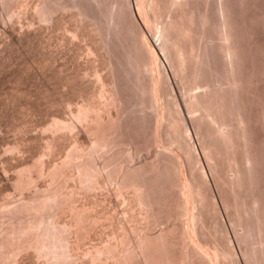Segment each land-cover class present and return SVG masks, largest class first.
Wrapping results in <instances>:
<instances>
[{
  "label": "rangeland",
  "instance_id": "rangeland-1",
  "mask_svg": "<svg viewBox=\"0 0 264 264\" xmlns=\"http://www.w3.org/2000/svg\"><path fill=\"white\" fill-rule=\"evenodd\" d=\"M54 1L55 6L57 7L59 5L58 8H61L56 9L54 6L56 12L53 10L54 12L51 14H54L52 16L50 14L48 16L49 18H47L51 21L45 19L47 20L46 22L45 20H40L39 14L37 13V10L40 11V9H36L39 6L42 7L44 4L42 0H0V264H54L55 262V264H59L58 262L61 260H67V262L65 261L67 264H111L113 259L109 257L107 252L109 246H116L115 249L117 251L118 249L119 251L128 249L131 246L135 247V239L139 235L138 233L150 232L151 234H156L160 230L168 229L167 227H170V224L179 226L180 223L184 225L188 221V215L184 212L183 215V213L178 211V208L176 209V206L174 208V205H172L176 201L175 198L179 196L176 194L175 196L173 195L175 190L178 191V188L175 189L173 182L176 184V177L178 175L181 176V173L188 177L194 176V179H197H195V183L197 187L199 186V191L204 197H202L203 200H200L198 204L200 207L195 208L202 212L201 217L203 220L200 218L203 225L200 227L202 231L198 230L201 233L197 236V239L199 237L201 239H199L201 245L203 247L206 245L207 248L213 249H219L218 245L221 246V244L225 245L223 247L230 245L235 257V262L231 264H264V0H151L152 2L148 0L149 2L146 1V3L139 0L141 2L140 5H145V8L144 5L140 8L143 11V13L142 11L140 13L143 19L133 11L135 8L140 7L138 0H111L112 2L108 0L111 3L108 2L110 5L105 0L106 2L104 4L107 7H103L104 5L102 3L104 0H99L103 6L98 5L99 2L97 0H93L94 3L92 2L91 4L89 0H61L63 6H61L58 0L57 2L56 0ZM154 1L157 3H153ZM49 2L51 3L50 5H54L52 4L53 1L51 2L50 0ZM119 2H125L123 6L129 10L132 9L133 14H136L137 17H135V20L137 23H135L137 27H135L143 31H140L143 33V39L147 38L150 41H148V45L147 39L145 40L147 47L149 49L152 48L154 52L150 49L151 53L157 56L155 59L156 62L154 61L155 63L153 62L154 64H151V66L154 65L153 71L151 66H149L151 69L146 68L150 69L152 73L146 69L142 73L143 69H141L140 76L134 74L136 71L132 70L131 72L132 67L126 62L127 58L123 47L131 41L130 38L132 36L129 34L131 36L129 38L124 29L125 32L121 30V27L118 28L120 24L114 29L113 24L116 23L117 25V22H115L114 18L112 20L109 18L110 21L107 20L108 13H105L106 16L104 14V11L107 12V8L114 12ZM81 6L82 8L80 9ZM127 6L132 8L130 9ZM111 7H114V11L111 10ZM151 7L154 9L152 10ZM77 11L80 13L86 11V13L84 12V16L82 15L80 17V13L77 14ZM112 12H110L111 15ZM105 17L107 19H104ZM150 17L156 19L152 20ZM144 18L147 21H144ZM101 19L104 20L101 21ZM106 20L109 23L113 21L112 24L110 23L113 31L111 30L110 32L109 27L111 26L108 25L109 23ZM155 20L157 21L155 22ZM164 25L165 29L169 26L167 28L168 30L166 29L165 31ZM99 28L101 31H99ZM114 30L118 31L114 33ZM118 32L120 34H116ZM161 32H168L170 39L165 37V34ZM126 38L129 39V42H127L128 40ZM124 41L127 44H122L125 43ZM172 54H175L174 59ZM172 60L178 64H182H177L174 67L176 63L174 61L172 62ZM158 73L160 79L163 77L164 80L168 81L161 80L162 84L163 82L168 83L165 86L163 84L164 87L167 86V90L162 87L164 89L159 93L161 101L157 98L155 103L158 105H152L150 104V100H148V93L146 94V92L142 91L144 95L140 92L141 88L139 89V87L147 85L150 82V76L158 75ZM135 75L139 77L137 78ZM141 75L142 78H140ZM136 78L138 80L139 78L141 79L139 81L140 83ZM144 81L145 83L143 84ZM209 85L210 88L207 89ZM103 86L104 89H102ZM203 86H207L205 87L206 89ZM114 89L116 93H114ZM190 89L189 97L188 92ZM107 90L109 91L107 92ZM111 90L120 99L119 103L117 101L118 99H116V105H121L120 108L123 109L121 110L123 118L120 117L122 122L119 121L118 132H116L115 136L120 132L119 130L122 133L120 132L118 135V138L120 136L119 140L115 138L116 142L113 139L111 141L112 143L109 142L111 144L103 147L106 148L105 150L102 148V151L91 146L90 133L86 129L91 124L88 121L89 124L86 121L80 123L82 120L79 121L77 119L78 122H75V126L73 125L75 129L72 128L73 130L71 129L69 131L68 128H65L66 130L64 129L63 131V128H59L58 131L54 130L56 129L54 126L52 128L50 127L52 124L54 125V121L60 120L63 122L72 120L74 124L75 118L73 120V113H75L78 106L85 102H92L90 104H98L100 107L101 105L105 107L107 101L105 99L110 96L108 93ZM206 90L209 92H206ZM167 91H169V96H172V98H169L172 101H168L172 102L170 109L167 107L168 103L167 105H163L166 100L165 98L169 97L167 94L165 95ZM139 92L144 96L140 95ZM101 93H103V96L99 95ZM113 93L111 92L110 94L113 95ZM161 93H164L163 95L165 96ZM182 93L186 94L183 95ZM194 93L202 94L197 95L199 97L198 99ZM193 94L199 101L196 98H194L196 100L192 98L194 97ZM218 94L219 96H217ZM184 96L188 97L185 98ZM169 99L167 98V100ZM195 101H198L197 106L199 109ZM174 102L176 103L173 104ZM160 106L162 107L161 110L159 108ZM109 107V110L103 108L102 113L105 114L107 111L111 112V109V113H114L117 110L114 109L116 107ZM157 108L162 113L165 111V113H161L163 115H161L163 117L162 120L161 116L160 119L158 118L160 113H157ZM172 108L177 113L175 114L172 111L175 114L174 118H172V115L168 122L169 118L166 117ZM104 110L105 113L103 112ZM209 110L211 116H209ZM152 112H156L155 114L157 116ZM239 115L240 117H237ZM213 118L217 120L215 121ZM219 119L227 122L223 121L225 122V124L223 123L224 126L222 128L220 127L219 130L217 129L225 138L217 133L216 130H213L221 126L219 125V121H221ZM161 121H163L162 124L159 123ZM181 121L184 122L182 123ZM240 121H242V124L238 125ZM157 122L161 125L159 126L160 128L162 127V130H158ZM236 122H238L237 125ZM120 123L122 124L120 125ZM220 124L222 123L220 122ZM226 124H230L227 126L229 129H226ZM185 127L189 129L187 130ZM124 130L125 132H123ZM226 130V133L229 130L230 134L224 133ZM125 136L126 138H124ZM156 137H160L162 140L156 139ZM154 138L155 143L152 141ZM91 149L94 150L91 151ZM159 149L161 152L164 151V153L159 154ZM155 153L163 160L165 158H162V155L163 157L168 155L169 158L166 157L167 159L165 161L170 160L168 164L170 163L171 165L173 163L177 171L172 168L173 166H170L171 170L174 169V171L172 170L169 173V175L171 174L170 176L165 174L166 177L164 174L158 171L156 173V171L151 169L150 166L152 165L150 163L152 162L150 161H154ZM246 155H251V164H246ZM86 159L91 160V162L94 161L95 163H93L100 169L98 172L100 175L97 174L96 176L97 181L100 179L97 184L98 186H95L96 188L89 187L86 182L84 184L83 180L81 178L79 179L80 173L78 170H75L76 167L74 168L73 164L80 163V161L86 162ZM110 159H112V163L109 162ZM37 161L38 163H35ZM120 165L121 167L123 165L120 169L127 167V165L128 168L130 166L141 167L143 173L139 175L138 181L144 185L146 184L143 187L145 190L144 203L140 204L137 201L136 197H134L133 188L131 187H125L119 193L120 191L117 188V179L119 177L116 178L115 174L112 176L115 179H111L112 177L108 178L115 171L118 174L117 170L119 169H114V167L119 168ZM61 166H64V169ZM58 167L59 169H63H60L61 172L59 171L62 173L60 174L62 177L60 175L57 176V172L55 175L50 174L53 169L58 171V169H55ZM227 171L231 177L228 173V175L226 174ZM235 172L238 175L240 174L241 177H238L237 173L234 174ZM18 174L19 176H17ZM222 174L226 176L229 184L233 181H231V178H235V175H237L232 182L233 185L227 186L225 183L223 184V181L219 178ZM52 177L57 178L55 180ZM219 180L222 181V184ZM170 186L171 188L174 187V189H170L169 191ZM51 188H58L60 192L63 191L67 194L66 197L62 192L64 199L62 201L60 199L58 202L61 206H57L56 204L55 206L52 203L50 205L45 204L36 211L27 209L26 204L32 202L33 199L38 203V200H41V197L43 198ZM228 188L231 189L229 190ZM146 191L148 192L146 193ZM176 193L178 194L179 192ZM153 198L156 201H153ZM253 200H256V205L255 203H251ZM73 205L75 207L77 206L76 208L80 207L81 209L79 208L78 211L81 210L80 212L82 214L85 211V216H97L96 222L94 221L95 224H91L90 221V224H87L91 228L86 225L88 222L86 221V217V222H83L84 217L81 216V221L83 218L82 223L76 215L73 216V209L71 208L74 207ZM175 209L182 215L178 216ZM243 211H246V213ZM73 217H75V220ZM41 219L45 223L42 224L39 222ZM31 220L32 224L33 221L41 223V227L47 225L50 228V232L55 233L54 235L57 236L55 238L57 242H53L55 236L52 234L53 240L51 242L54 244L51 243V247H49L52 249V253L49 251L50 253L48 255L40 254L35 248L29 246H23L19 252L11 253V249H13L11 245L14 241L16 242V238L12 242L11 238L9 239L10 236H13L11 230H16L19 225H28L31 223ZM75 221L81 223V226L77 222L76 226ZM238 221H242L241 223L244 227H238L236 225ZM20 222H24L23 225ZM69 224H72L73 228ZM51 228L53 229L51 230ZM146 228L148 229L146 230ZM61 231L64 232L61 233ZM245 231H250L252 239L250 237L246 239V236L243 235ZM171 236L174 235L172 234ZM26 237L23 236L22 239L24 238L23 240H25ZM173 239L178 242V236ZM8 240H10V243H7ZM20 241L18 242L17 240L18 243H23ZM177 242L175 244L177 245L175 246L176 249L173 245L172 248L174 250H172L173 252L176 251L175 254L178 253V256L174 255L179 257L182 250L179 253L178 248H181V246ZM14 245L16 243L13 244V247ZM95 250H101L102 253L100 254V251V255L96 254ZM9 251H11L10 255ZM59 252L64 253V255ZM63 256H66L65 259ZM64 261H61L62 264H66ZM183 262L179 261V263H176L185 264ZM140 263L144 264L142 261Z\"/></svg>",
  "mask_w": 264,
  "mask_h": 264
},
{
  "label": "bare ground",
  "instance_id": "bare-ground-1",
  "mask_svg": "<svg viewBox=\"0 0 264 264\" xmlns=\"http://www.w3.org/2000/svg\"><path fill=\"white\" fill-rule=\"evenodd\" d=\"M9 1V0H8ZM42 1H44L42 4V7L41 6H39V4H38V6H39V8H36V9H40V11L39 10H37V13L39 14V18H40V20H45V19H47V18H49L48 16L52 13V12H54L55 10H54V6H55V1L54 0H51V2L53 1V3L52 4H54V5H50L51 3L49 2L50 0H42ZM89 1H91V2H89ZM89 1H87V2H89L90 4L93 2L94 3V1L93 0H89ZM98 2H99V0H97ZM100 1H103V0H100ZM111 1V0H110ZM113 1V0H112ZM111 1V2H112ZM117 1V0H116ZM119 1H121V0H119ZM139 1V0H138ZM141 1V0H140ZM139 1V2H140ZM146 1H148V0H142L141 2H143V3H146ZM153 1V0H152ZM151 0H150V2H152ZM158 1V0H157ZM164 1V0H163ZM220 1V0H219ZM40 2V1H39ZM49 2V3H48ZM56 2H57V0H56ZM58 2H60V4H61V0H58ZM63 2V1H62ZM74 2H76V1H74ZM104 2H106L105 0L103 1V5L99 2V4L98 5H101V6H103V7H107V6H105V4H104ZM109 1L107 0V3H108ZM115 2V1H114ZM113 2V3H114ZM141 2L139 3V6L140 7H137V8H135L133 11H134V13L136 12L137 13V15H139L140 16V13H141V11H142V9H140L141 8V6L142 5H144V4H142V5H140L141 4ZM149 2V1H148ZM110 3V2H109ZM108 3V4H109ZM112 3V4H113ZM123 3H125V2H123ZM123 3H120L119 2V4L117 5V3H116V7H115V5H114V7L116 8L115 9V11L113 10L114 9V7L112 8L111 7V10H113L114 12H112V11H110V10H108V8L106 9L107 10V12H105L104 11V14L106 13H108L109 14V17H108V14H107V18L105 17L104 19H107V20H109L110 21V19L109 18H111V20H112V18H114L115 19V22H117V25H116V23H114L113 24V27H115L114 29H116V26H119V24H120V26L118 27V28H122L121 30H125L126 31V33L128 34V37L130 38L131 36H132V38H130L131 39V41L129 42V39L128 38H126L128 41L127 42H129L128 44H127V42H125V43H122V44H127V45H123L122 47L124 48V53H126V58H127V61L126 62H128V65L130 64V66L132 67V69H131V67H130V69H131V72H132V70H135L136 72H139V73H136L135 71V73L134 74H138L139 76H140V74H141V69H143L142 70V73H144V69H146L147 67L148 68H150L151 69V67H152V71H153V68H154V65H152L151 66V64H154L155 62H156V55L154 54H152L151 53V51H150V49L152 50V52H154L153 51V49L152 48H148L147 47V43H148V39L146 40L145 38L143 39V36H142V34L143 33H141V32H143L142 30H140V29H137L136 27V20H135V17H137L136 16V14H133V11H132V7H130V6H127V7H130V9L131 10H129L128 8H125V6H123L124 4ZM127 3L129 4V2L127 1ZM153 3H157V2H153ZM167 3V2H166ZM213 3H214V1H213ZM49 4V5H48ZM56 4H58V3H56ZM78 4V3H77ZM82 4V3H81ZM108 4H106V5H108ZM111 4V3H110ZM109 4V5H110ZM149 4H151V3H149ZM155 4H154V7H155ZM74 5H75V3H74ZM95 5H97V4H95ZM131 5V4H130ZM136 5V4H135ZM159 5V4H158ZM163 5H164V3H163ZM212 5V4H211ZM214 5V4H213ZM59 6V5H58ZM58 6L56 7V9L58 8ZM61 6H63L62 4H61ZM76 6V5H75ZM78 6V5H77ZM84 6V5H83ZM91 6V5H90ZM94 6V5H93ZM137 6H138V4H137ZM152 6H153V4H152ZM162 6V5H161ZM160 6V7H161ZM167 6V5H166ZM41 7V8H40ZM95 7V6H94ZM100 7V6H99ZM143 7V6H142ZM159 7V6H158ZM61 7H59L58 9H60ZM79 8V7H78ZM82 8V6L80 7V9ZM89 8V7H88ZM93 8V7H92ZM101 8V7H100ZM110 8V7H109ZM144 8H145V5H144ZM219 8V7H218ZM64 9V8H63ZM75 9V8H74ZM151 9H152V7H151ZM154 9V8H153ZM152 9V10H153ZM160 9H162V8H160ZM163 9H164V7H163ZM214 9V8H213ZM222 9H223V7H222ZM54 10V11H53ZM66 10V9H65ZM84 10H86V9H84ZM96 10V9H95ZM158 10H159V8H158ZM58 11V10H57ZM80 12H81V10H79ZM150 11V10H149ZM56 12V11H55ZM78 12V11H77ZM80 12H78L77 14H79ZM85 13H86V11H84ZM84 12H82V13H80L79 15H80V17L84 14ZM98 12V11H97ZM110 12H112V15H111V13ZM160 12V11H159ZM216 12V11H215ZM142 13H143V11H142ZM146 13V12H145ZM144 13V14H145ZM153 13V12H152ZM54 14V13H53ZM53 14H51V16L53 15ZM76 14V15H77ZM100 14V13H99ZM104 14H103V16H104ZM106 14H105V16H106ZM156 14V13H155ZM162 14V13H161ZM73 15V14H72ZM88 15V14H87ZM135 15V16H134ZM147 15V14H146ZM153 15V14H152ZM158 16H159V14H157ZM84 16V15H83ZM156 16V15H155ZM155 16H152V17H155ZM38 17V16H37ZM42 17V18H41ZM85 17H86V15H85ZM85 17H83V18H85ZM142 19H143V17H142V14H141V16H140ZM140 17H138V18H140ZM147 17V16H146ZM149 17V16H148ZM151 18V17H150ZM149 18V19H150ZM52 19V18H51ZM78 19V18H77ZM104 19H101V21L102 20H104ZM114 19H113V21H114ZM152 19V18H151ZM153 19H156V18H153ZM152 19V20H153ZM160 19V18H159ZM47 20H50V19H47ZM47 20H45L46 22H47ZM62 20V19H61ZM80 20V19H79ZM78 20V21H79ZM83 20V19H82ZM89 20H91L90 18H89ZM106 20V21H107ZM117 20V21H116ZM146 19L144 18V21H145ZM157 20H158V18H157ZM157 20H155V22L157 21ZM51 21V20H50ZM77 21V22H78ZM100 21V22H101ZM109 21H107L108 23H109ZM112 21V22H113ZM147 21V20H146ZM149 21V20H148ZM159 21V20H158ZM91 22V21H90ZM99 22V23H100ZM112 22H110L111 24H112ZM136 22V23H135ZM108 24V25H110L111 26V24ZM158 23V22H157ZM162 24H164L163 22H161ZM105 24V23H104ZM103 24V25H104ZM146 24H148V23H146ZM146 24H144V25H146ZM167 24V23H166ZM58 25V24H57ZM92 25V24H91ZM97 25V24H96ZM154 25V24H153ZM136 26V27H135ZM138 26H140V25H138ZM156 26V25H155ZM109 27V26H108ZM113 27L111 26V27H109L110 28V32H111V30L113 31ZM154 27V26H153ZM162 27V26H161ZM164 27V29H165V25L163 26ZM169 27V26H168ZM167 27V28H168ZM112 28V29H111ZM140 28V27H139ZM166 28V29H167ZM100 29V28H99ZM142 29V28H141ZM149 29H151V27H149ZM158 29H159V31H160V28H159V26H158ZM162 29V28H161ZM166 29H165V31H166ZM170 29V28H169ZM120 30V29H119ZM123 30V31H124ZM157 30V29H156ZM168 30V29H167ZM99 31H101V29L99 30ZM115 31H118V30H114V33H115ZM124 31V32H125ZM141 31V32H140ZM148 31V30H147ZM163 31V30H162ZM119 32H121V31H119ZM116 33V34H120V33ZM151 32V31H150ZM168 32H170V31H168ZM168 32H166V33H164V32H161V33H163V34H165L164 36L165 37H167V38H169L168 36H169V34H168ZM101 34V33H100ZM108 34V33H107ZM123 34V33H122ZM121 34V35H122ZM127 34H125L126 36H127ZM129 34L131 35V36H129ZM162 34V35H163ZM124 35V34H123ZM145 35V34H144ZM156 35V34H155ZM158 35V34H157ZM78 38V37H77ZM76 38V39H77ZM122 38V37H121ZM161 38V37H160ZM163 38V37H162ZM170 39V38H169ZM125 40V39H124ZM145 40L147 41V43L145 42ZM162 40V39H161ZM121 41V40H120ZM157 41V40H156ZM159 41V40H158ZM150 42V41H149ZM161 42V41H160ZM165 42V41H164ZM167 42V41H166ZM175 43V42H174ZM173 43V44H174ZM121 44V45H122ZM152 44V43H151ZM163 44H165V43H163ZM172 44V43H171ZM214 44V43H213ZM148 45H149V43H148ZM157 45V44H156ZM161 45H162V43H161ZM170 45V44H169ZM219 45V44H218ZM162 47V46H161ZM208 47V46H207ZM167 48V47H166ZM160 49V48H159ZM164 50V49H163ZM171 50V49H170ZM168 51V50H167ZM169 52V51H168ZM180 52V51H179ZM120 53H121V51H120ZM123 53V54H124ZM171 53V52H170ZM175 53V52H174ZM181 54H182V52H180ZM175 55V54H174ZM173 54H172V57L174 56ZM178 55V54H177ZM200 55V54H199ZM198 55V56H199ZM121 56V55H120ZM169 56V55H168ZM171 57V58H172ZM177 57V56H176ZM188 57V56H187ZM203 57V56H202ZM126 58H124V59H126ZM168 58V57H167ZM175 58V56L173 57V59ZM198 58V57H197ZM204 58V57H203ZM170 59V58H169ZM168 59V60H169ZM177 59H179V58H177ZM177 59H176V61H177ZM155 61V62H154ZM171 61V60H170ZM174 60H172V62H173ZM179 61H180V59H179ZM179 61H177V62H179ZM182 61V60H181ZM109 62V61H108ZM154 62V63H153ZM164 62V61H163ZM175 62V61H174ZM202 62V61H201ZM122 63H123V61H122ZM176 63V62H175ZM173 64V63H172ZM178 63H176L175 64V66L174 67H176V65H177ZM182 64V63H181ZM181 64H178V65H181ZM200 64V63H199ZM170 65V64H169ZM201 65V64H200ZM109 66V65H108ZM149 66H151V67H149ZM160 66V65H159ZM172 66V65H171ZM178 67V66H177ZM184 68V67H183ZM150 69H146V70H148V71H150ZM155 69H156V66H155ZM172 69V68H171ZM179 69V68H178ZM159 70V69H158ZM173 70V69H172ZM180 71V70H179ZM178 71V72H179ZM188 71V70H187ZM192 71V70H191ZM196 71H198V70H196ZM151 72V71H150ZM182 72V71H181ZM147 74H148V72H146ZM152 73V72H151ZM155 73V72H154ZM198 73H200V72H198ZM130 74H132V73H130ZM129 74V75H130ZM150 74V73H149ZM183 74H185V73H183ZM200 74H202V73H200ZM157 75V74H156ZM155 75V76H156ZM192 75V74H191ZM137 78L139 77V76H137V75H135ZM134 76V77H135ZM146 76V75H145ZM155 76H153L152 75V77L150 76V82H148L147 83V85H145V86H143L142 84V86H140L139 87V85H137L138 87H139V89L141 90H139L138 88V91H140V92H146V94L147 95H149V99L148 100H150V104H157V103H155V101H156V99L158 98L159 100H160V95H159V93H160V91L161 90H163L164 88H165V90H167L166 88H167V86L166 87H164L166 84H168V83H166V82H168V81H166V80H164L163 79V77H162V79H160L159 77V73H158V75H157V77H155ZM159 76V77H158ZM190 76V75H189ZM188 76V77H189ZM187 77V76H186ZM190 77H192V76H190ZM195 77H197V76H195ZM217 77V76H216ZM136 78V79H137ZM140 78H142V75H141V77ZM139 78V80L137 79V81L139 82L141 79ZM200 78V77H199ZM132 79H134V78H132ZM166 79V78H165ZM98 80H99V78H98ZM106 80V79H105ZM144 80V79H143ZM161 80H164V81H166L165 83L163 82V84H164V86H163V84L161 83ZM190 80L191 81H193L191 78H190ZM102 81V80H101ZM133 81V80H132ZM189 81V80H188ZM200 81H201V79H200ZM199 81V82H200ZM186 82V81H185ZM137 83V82H136ZM140 83V82H139ZM145 83V81L143 82V84ZM150 83V84H149ZM189 83V82H188ZM101 84H102V82H101ZM106 84V83H105ZM109 84V83H108ZM135 84V83H134ZM138 84V83H137ZM161 84H162V86H161ZM216 84V83H215ZM102 85H104V84H102ZM187 85H189V84H187ZM208 85V84H207ZM105 86H107V85H105ZM129 86V85H128ZM136 86V87H137ZM201 86V85H200ZM218 86V85H217ZM162 87H164V88H162ZM191 87V86H190ZM196 87V86H195ZM195 87H194V90H195ZM205 87H207V86H205ZM204 86H203V88L204 89H206ZM143 88V89H142ZM170 88V87H169ZM168 88V89H169ZM193 88V87H192ZM191 88V89H192ZM198 88H199V86H198ZM208 88H210V85L207 87V89ZM100 89V88H99ZM102 89H104V86L102 87ZM109 89V88H108ZM112 89V88H111ZM136 89V90H137ZM191 89L189 90V92H188V96L190 95L189 93H190V91H191ZM197 89V88H196ZM221 89V88H220ZM110 90V89H109ZM109 90H107V92L109 91ZM113 90V89H112ZM111 90V92L113 93V91ZM215 90V89H214ZM217 90V89H216ZM100 91V90H99ZM114 91H115V89H114ZM208 90H206V92H207ZM211 91V90H210ZM220 91V90H219ZM104 92H105V90H104ZM106 92V93H107ZM111 92H109L108 94L110 95V96H108V98H106L105 100H107L106 101V106H107V104H108V106L106 107H102V105H101V107L100 106H98V104H90V103H92V102H85V103H87V104H85V103H83L82 105H80V106H78L77 108H76V111H75V113H73L74 114V116H73V120H74V118H75V121H74V124L72 123L73 121L72 120H70V121H67V122H63L62 120H60V121H62V122H60V121H54L55 123H54V125L52 124L50 127L52 128V126H54V128H56V129H54V130H58L59 131V128H63L62 129V131L65 129V128H68V131L69 130H71L72 128H74L73 127V125L75 126V122H78V120L80 121V120H82V121H80V123H82V122H85L86 121V123L87 124H89L88 122H90L91 124H89V126L87 125V124H85L86 126H88V128L86 127V129H88L87 130V132H89L91 135H92V137H90L91 135L89 134V138H91V143H92V145L91 146H94L95 148H98V149H101L102 150V148L103 147H106V146H108L109 144H111L112 142L111 141H113V139L115 140V138H118V135L120 134V132L122 133V131L121 130H119L120 132L117 134V136H115L116 135V132H118L117 131V129H118V125H119V121L120 122H122L121 120H120V117H122L123 115H122V112H121V110H123V109H121L120 107H121V105L120 106H118V104L116 105V102L118 101V103L120 102L119 100L120 99H118V96H116L114 93H116V91L113 93V95L112 94H110ZM139 92V93H140ZM142 92V93H143ZM168 92L169 91H167V93L165 92V95L167 94V96H169V94H168ZM201 92V91H200ZM203 92H204V90H203ZM202 92V93H203ZM205 92V93H206ZM209 92V91H208ZM100 93V92H99ZM202 93H198V94H202ZM144 94V93H143ZM162 95L164 94V93H161ZM183 94V93H182ZM184 94H186V93H184ZM183 94V95H184ZM195 94V93H194ZM194 94H193V96H194ZM197 93L195 94V96H197L198 95ZM99 95H101V96H103V93H101V94H99ZM105 95V94H104ZM107 95V94H106ZM117 97H115V96ZM140 95H142L141 93H140ZM145 95V94H144ZM144 95H142V96H144ZM146 95V96H147ZM165 95H163V96H165ZM208 95V94H207ZM160 96V97H159ZM166 96V97H167ZM188 96H186V97H188ZM192 97L193 99L194 98H196V97ZM199 96V95H198ZM197 96V98L199 99V97ZM216 96V95H215ZM217 96H219V94L217 95ZM107 97V96H106ZM122 97V96H121ZM139 97V96H138ZM185 97V96H184ZM185 97V98H186ZM190 97V96H189ZM201 97V96H200ZM221 97H222V95H221ZM105 98V97H104ZM120 98V97H119ZM165 98V97H164ZM168 99L169 98H172V96L170 97H167ZM167 98H165L164 100H165V103H163V105L164 104H166L167 105V103H168V105H167V107H168V109H170L171 107H172V102H168V101H172V100H167ZM196 98V99H197ZM203 98V97H202ZM116 99H118L117 101H116ZM175 99V98H174ZM196 99H194V100H196ZM197 99V100H198ZM222 99V98H221ZM147 100V102L149 103V101ZM163 100V101H164ZM193 100V101H194ZM104 101V100H103ZM161 101V100H160ZM167 101V102H166ZM186 101V100H185ZM190 101H192V100H190ZM199 101V100H198ZM198 101H195V102H197V104H196V106L198 105ZM145 102V101H144ZM153 102V103H152ZM140 103V102H139ZM162 103V102H161ZM171 105H170V104ZM176 102H174L173 104H175ZM178 103V102H177ZM194 103V102H193ZM192 103V104H193ZM219 103V102H218ZM102 104V103H101ZM110 104H112V105H110ZM149 104V106H152V105H150ZM203 104V103H202ZM144 105V104H143ZM158 105V104H157ZM163 105H161L162 107H163ZM166 105H165V107H166ZM177 105V104H176ZM195 105V104H194ZM207 105H208V103H207ZM220 105V104H219ZM104 106V105H103ZM109 106H111V107H116V108H114V109H117V110H115V112L114 113H111L112 112V109L110 110L111 112H109V111H107L106 113H105V108H107L108 109V107ZM117 106L119 107V111H118V108H117ZM145 106V105H144ZM143 106V107H144ZM159 107L160 108V110L162 109V107ZM171 106V107H170ZM191 106V105H190ZM193 106V105H192ZM141 107V106H140ZM166 107V108H167ZM103 108L105 109L103 112L105 113V114H103L102 113V110H103ZM110 108V107H109ZM189 108V107H188ZM191 108V107H190ZM197 108H198V106H197ZM196 108V109H197ZM152 109H154L153 108V106H152ZM173 109V110H172ZM171 110H169V111H174V113L176 114L177 112L174 110V108H172ZM194 109V108H193ZM199 109V108H198ZM210 109V108H209ZM109 110V109H108ZM157 113L159 112L160 113V115H158V118L160 119V116L163 114V113H165V111L162 113V112H160L159 111V109L157 108ZM211 110V109H210ZM210 110H209V113H210ZM241 110V109H240ZM153 111V110H152ZM178 111V110H177ZM196 111H199V110H196ZM201 111V110H200ZM204 111V110H203ZM244 111V110H243ZM119 112H120V114H119ZM169 112V114L167 115V117L166 118H169L168 119V122L170 121V118H171V116L173 115V117L172 118H174V113L172 112ZM182 112V111H181ZM194 112V111H193ZM193 112H192V114H193ZM148 113V112H147ZM152 113H154V112H152ZM156 113V112H155ZM154 113V114H155ZM162 113V114H161ZM190 113V112H189ZM196 113V112H195ZM213 113V112H212ZM215 113V112H214ZM222 113V112H221ZM240 113V112H239ZM144 114V113H143ZM171 114V115H170ZM191 114V115H192ZM207 114V113H206ZM241 114V113H240ZM121 115V116H120ZM142 115V114H141ZM156 115V114H155ZM180 115V114H179ZM214 115V114H213ZM216 115V114H215ZM125 116V115H124ZM157 116V115H156ZM163 116V115H162ZM161 116V120L163 119V117ZM165 116H166V114H165ZM170 116V117H169ZM178 116V115H177ZM181 116V115H180ZM193 116V115H192ZM194 116H195V114H194ZM198 116H200V115H198ZM208 116V115H207ZM209 116H211V113H210V115ZM222 116V115H221ZM220 116V117H221ZM225 116V115H224ZM242 116V115H241ZM153 117H155V116H153ZM237 117H240V115L239 116H237ZM123 118V117H122ZM121 118V119H122ZM145 118V117H144ZM155 118H157V117H155ZM154 118V120L156 121V119ZM175 118H176V116H175ZM182 118V117H181ZM185 118V117H184ZM78 119V120H77ZM126 119H127V117H126ZM129 119V118H128ZM142 119V118H141ZM158 119V120H159ZM180 119V118H179ZM183 119V118H182ZM181 119V120H182ZM186 119V118H185ZM209 119V118H208ZM242 119H243V117H242ZM58 120V119H57ZM153 120V121H154ZM166 120V119H165ZM172 120V119H171ZM176 120V119H175ZM199 120V119H198ZM211 120V119H210ZM213 120H217L216 118L214 119L213 118ZM213 120H211V121H213ZM219 120H221V121H219V125H221V126H219L218 128L216 127V129H213V127H212V129L213 130H216L217 131V129L219 130V128L221 127L222 128V126H224V124H225V120H222V119H219ZM239 120H241L240 118H239ZM245 120V119H244ZM65 121V120H64ZM88 121V122H87ZM126 121V120H125ZM141 121V120H140ZM206 121V120H205ZM215 121H213V122H215ZM223 121H225V122H223ZM127 122V121H126ZM162 122L163 121H161V122H159L160 124H162ZM173 122H174V120H173ZM182 122V121H181ZM180 122V123H181ZM184 122V121H183ZM182 122V123H183ZM193 122V121H192ZM220 122L222 123V124H220ZM124 123V122H123ZM142 123V122H141ZM158 123V122H157ZM158 123V127H159V129L157 128V126H156V128L158 129V130H160L161 128H160V124ZM179 123V122H178ZM216 123V122H215ZM224 123V124H223ZM227 123V122H226ZM237 123L238 122H236V125H237ZM122 123H120V125H121ZM144 124V123H143ZM187 124V123H186ZM217 124V123H216ZM239 124H242V121H240V123H238V125ZM247 124H249V123H247ZM125 125V124H124ZM160 125V126H159ZM210 125V124H209ZM228 125H230V124H228ZM227 124H226V129L228 128L227 126H228ZM143 126V125H142ZM154 126V125H153ZM180 126V125H179ZM182 126V125H181ZM188 126V125H187ZM212 126V125H211ZM216 126H218V125H216ZM235 126V125H234ZM243 126V125H242ZM121 127V126H120ZM128 127H129V125H128ZM171 127V126H170ZM215 127V126H214ZM58 128V129H57ZM70 128V129H69ZM130 128V127H129ZM142 128V127H141ZM140 128V129H141ZM180 128V127H179ZM186 129H187V127H185ZM209 128V127H208ZM235 128V127H234ZM243 128V127H242ZM75 129V128H74ZM122 129V128H121ZM128 129V128H127ZM126 129V130H127ZM139 129V130H140ZM156 129V130H157ZM182 129H184V128H182ZM181 129V130H182ZM189 129V128H188ZM187 129V130H188ZM229 129V128H228ZM66 130V129H65ZM73 130V129H72ZM133 130V129H132ZM148 130V129H147ZM154 130V129H153ZM155 130V131H156ZM162 130V129H161ZM166 130V129H165ZM168 130H170V129H168ZM212 130V131H213ZM61 131V130H60ZM129 131V130H128ZM185 131V130H184ZM223 131H224V129H223ZM57 132V131H56ZM86 132V134H88ZM123 132H125V130L123 131ZM131 132V131H130ZM137 132V131H136ZM159 132V131H158ZM164 132V131H163ZM183 132V131H182ZM227 132V130L224 132V133H226ZM145 133H146V131H145ZM144 133V134H145ZM155 133V132H154ZM186 133V132H185ZM217 133H219L218 131H217ZM228 133H229V130H228ZM228 133H226V134H228ZM63 134V133H62ZM127 134V133H126ZM132 134V133H131ZM136 134H138V133H136ZM156 134H158L157 132H156ZM180 134V133H179ZM208 134H211V133H208ZM215 134V133H214ZM214 134H213V136H214ZM220 134V133H219ZM230 134V133H229ZM155 135V134H154ZM218 135V134H217ZM220 135H222V136H224L223 134H220ZM88 136V135H87ZM130 136V135H129ZM138 136V135H137ZM159 136H161V134H159ZM212 136V137H213ZM227 136V135H226ZM122 137V136H121ZM181 137V136H180ZM186 137H188V136H186ZM185 137V138H186ZM231 137V136H230ZM119 138H120V136H119ZM119 138H118V140H119ZM124 138H126V136L124 137ZM123 138V139H124ZM131 138V137H130ZM224 138H225V136H224ZM151 139H152V137H151ZM156 139H161L160 137H156ZM128 140V139H127ZM148 140V139H147ZM162 140V139H161ZM213 140V139H212ZM217 140V139H216ZM226 140V139H225ZM120 141H121V139H120ZM126 141V140H125ZM152 141H154L153 143H155V138H154V140H152ZM157 141H160V140H157ZM156 141V142H157ZM186 141V140H185ZM223 141V140H222ZM231 141V140H230ZM109 142H111V143H109ZM115 142H116V140H115ZM145 142V141H144ZM150 142V141H149ZM188 142V141H187ZM215 142V141H214ZM151 143V142H150ZM159 143V142H158ZM213 143V142H212ZM115 145V144H114ZM149 145H151V144H149ZM225 145V144H224ZM233 145V144H232ZM111 146V145H110ZM118 146V145H117ZM147 146V145H146ZM164 146V145H163ZM149 147V146H148ZM185 147V146H184ZM92 148V147H91ZM150 148V147H149ZM182 148H183V146H182ZM181 148V149H182ZM226 148V147H225ZM228 148V147H227ZM106 148H103V150H105ZM126 149V148H125ZM161 149H163V147H161ZM89 150H90V148H89ZM94 150V149H93ZM92 149H91V151H93ZM102 150V151H103ZM108 150V149H107ZM138 150V149H137ZM136 150V151H137ZM164 150H165V147H164ZM184 150H185V148H184ZM250 150V149H249ZM96 151H99V150H96ZM95 151V152H96ZM112 151V150H111ZM119 151V150H118ZM168 151V150H167ZM172 151V150H171ZM124 152V151H123ZM157 152H158V150H157ZM156 152V153H157ZM165 152H166V150H165ZM169 152V151H168ZM248 152V151H247ZM74 153V152H73ZM76 153V152H75ZM117 153V152H116ZM120 153V152H119ZM156 153H155V158H154V161L152 160V161H150V162H152V163H150V165H152V166H150L151 167V169H153L154 171H156V173H157V171L158 172H160V173H162V174H168V176H170L169 175V173H171L172 172V170L174 171V167L175 166H173V163H172V161H171V165H170V163L168 164V162H170V160H167V161H165V159H167V158H169L168 157V155H166V157H163V155H162V158H165L164 160L163 159H161V157L159 158V155L157 156L156 155ZM159 154L160 153H164V151L163 152H161V150L159 149V152H158ZM157 153V154H158ZM167 153V152H166ZM169 153H171V152H169ZM90 154V153H89ZM92 154V153H91ZM122 154V153H121ZM126 154V153H125ZM128 154V153H127ZM191 154V153H190ZM247 154V153H246ZM249 154V153H248ZM71 155H73V154H71ZM112 155V154H111ZM114 155V154H113ZM164 155V156H165ZM174 155H175V153H174ZM188 155V154H187ZM124 156V155H123ZM169 156H171V155H169ZM250 156L251 155H246V164H251V158H250ZM88 157V156H87ZM94 157V156H93ZM100 157H101V155H100ZM103 157V156H102ZM114 157H115V155H114ZM121 157V156H120ZM129 157H130V155H129ZM89 158H90V156H89ZM109 158H110V156H109ZM192 158V157H191ZM113 160H114V158H112ZM112 159H110V161L109 162H111V160ZM170 159H171V157H170ZM175 159V158H174ZM174 159H172L173 161H174ZM87 160V159H86ZM107 160V159H106ZM109 160V159H108ZM121 160V159H120ZM66 161V160H65ZM94 162V161H93ZM93 162H91V160H87L86 162H81L80 161V163H76V164H73L74 165V168H75V170H78V172L80 173V177H79V179L81 178L82 180H83V183L84 182H86L87 184H88V186L89 187H95L97 184H98V182H99V180L97 181V178H96V176H97V174H99L98 172H99V168H98V166H96V164H94ZM108 162V163H109ZM117 162H118V160H117ZM117 162H115V163H117ZM167 162V163H166ZM35 163H38V161L37 162H35ZM66 163V162H65ZM112 163V162H111ZM124 163V162H123ZM71 164V163H70ZM175 164H177V163H175ZM253 164V163H252ZM67 165V164H66ZM119 165V164H118ZM117 165V166H118ZM125 165V164H124ZM39 166V165H38ZM107 166H110V165H107ZM115 166H116V164H115ZM172 168H174V169H172L171 170V167ZM178 166V165H177ZM42 167V166H41ZM44 167V166H43ZM62 167V166H61ZM120 167H121V165L119 166V168H115L114 167V169H119V170H117L118 172V174H116L115 172L111 175L110 174V176L108 177V178H111L112 176H114V174H115V177L117 178V177H119L120 178V180H118L117 179V181H118V189H119V193H121L122 192V189L123 188H125V187H131V188H133V192H134V194H135V196L134 197H136V199H137V201L141 204V203H144L145 201V199H144V192H145V190H144V186L146 185H144V184H142V183H140L139 181H138V177H139V175L141 174V173H143L142 172V170H141V167H131L130 166V168H128V165H127V167H125V168H123V169H120ZM122 167H123V165H122ZM121 167V168H122ZM179 167V166H178ZM203 167V166H202ZM253 167V166H252ZM54 168V167H53ZM63 169H64V166L62 167ZM68 168V167H67ZM177 168V167H176ZM183 168V167H182ZM250 168V167H249ZM38 169V168H37ZM42 169V168H41ZM40 169V170H41ZM51 169V168H50ZM50 169H49V171H50ZM55 169H58V171L57 170H52V172H50V174L51 175H55L56 174V172H57V176L58 175H60V174H62V173H60L61 171H60V169H59V167L58 168H55ZM63 169H61V170H63ZM179 169V168H178ZM181 169V168H180ZM240 169V168H239ZM44 170V169H43ZM150 170V169H149ZM152 170V171H153ZM250 170V169H249ZM254 170V169H253ZM60 171V172H59ZM65 171V170H64ZM63 171V172H64ZM71 171H72V169H71ZM175 171H177L176 169H175ZM194 171V170H193ZM199 171V170H198ZM229 171V170H228ZM228 171L226 172V174L228 173ZM59 172V173H58ZM181 172V171H180ZM183 172V171H182ZM230 172V171H229ZM237 172H238V169H237ZM237 172H235L234 174H236ZM42 173H43V171H42ZM79 173H77L78 175H79ZM159 173V174H160ZM175 173V172H174ZM199 173V172H198ZM203 173V172H202ZM239 173H241V172H239ZM252 173V172H251ZM153 174H155V173H153ZM176 174V173H175ZM174 174V175H175ZM180 174V173H179ZM185 174V173H184ZM229 174V173H228ZM227 174V175H228ZM232 174V173H231ZM64 175V174H63ZM69 175V174H68ZM67 175V176H68ZM100 175V174H99ZM116 175H119V176H116ZM150 175H152V174H150ZM178 175V174H177ZM192 175V174H191ZM224 174H222V175H220V179L223 181V184L225 183V185H227V186H231V185H233V181L235 180V178H236V176L238 175V173H237V175H235V178H231V184H229V182L227 181V178H226V176H223ZM17 176H19V174L17 175ZM28 176V175H27ZM166 176V175H165ZM181 176H182V178H181ZM181 176L180 175H178V177H176V184H175V182H173V184L175 185V189H177L178 191H176L175 190V193L173 194L174 196H175V194L178 196L177 198H175L176 199V201H175V203L174 204H172V205H174L173 207L175 208V206H176V209L178 208V211L179 212H181V213H186L187 215H188V221L184 224V225H182V223H180L179 224V226H175V225H172V224H170V227H167L168 229H166L167 230V232L165 233V229L164 230H160V231H158L156 234H151L150 232L149 233H144V232H142V233H138L139 235L136 237V245H135V247H128V249H125V250H122V251H119V249H118V251L115 249V247L116 246H113L112 245V247L111 246H109V248H107L108 249V251H107V249H106V251L108 252V255H109V257L110 258H112V259H110V260H112V262H111V264H141L140 262L142 261L144 264H175L176 262L177 263H179V261H184L183 263H185V264H228L229 262H230V264L231 263H233V262H235V257H234V252H233V250H232V248L230 247V245H228V246H226V247H223V246H225V245H223V244H221V246L220 245H218L219 246V249L218 248H215V249H213V248H207V246L206 245H204V247H203V245H201V241L199 242V239H200V237H199V239H197V236H199L200 235V233L201 232H198V230L199 231H202V229L200 228V227H202L203 225H202V212H200L201 210H199L198 211V209L196 210L195 208H198V204H199V202H200V200H203V196H202V193L199 191V186L197 187V184L195 183L196 181H195V179H194V176H191V177H188V176H186V175H182V173H181ZM199 176V175H198ZM229 176H230V174H229ZM240 176V174L238 175V177ZM24 177H26V176H24ZM60 177H62L61 175H60ZM65 178H66V176H64ZM71 177V176H70ZM73 177H74V175H73ZM167 177V176H166ZM196 177V176H195ZM231 177V176H230ZM241 177V176H240ZM30 178V177H29ZM53 179H55L56 180V178H54V177H52ZM75 178V177H74ZM114 177H112L111 179H113ZM149 178V177H148ZM159 178V177H158ZM175 178V177H174ZM198 178V177H197ZM202 178V177H201ZM250 178V177H249ZM33 179V178H32ZM52 179V180H53ZM115 179V178H114ZM205 179V178H204ZM203 179V180H204ZM28 180V179H27ZM30 180H31V178H30ZM29 180V181H30ZM67 180V179H66ZM197 180V179H196ZM199 180H201V179H199ZM207 180V179H206ZM216 180V179H215ZM221 180H219L220 181V183L222 182ZM34 181V180H33ZM54 181V180H53ZM52 181V182H53ZM81 181V180H80ZM157 181V180H156ZM175 181V180H174ZM202 181V180H201ZM238 181V180H237ZM28 182V181H27ZM82 182V181H81ZM101 182V181H100ZM244 182V181H243ZM30 183V182H29ZM33 183V182H32ZM55 183V182H54ZM57 183V182H56ZM82 183V185H84ZM199 184H201L200 182H198ZM207 183V182H206ZM31 184V183H30ZM58 184V183H57ZM150 184V183H149ZM156 184V183H155ZM198 184V185H199ZM204 184V183H203ZM222 184V183H221ZM250 184V183H249ZM59 185V184H58ZM64 185V184H63ZM236 185V184H235ZM80 186H81V184H80ZM87 186V185H86ZM98 186V185H97ZM96 186V187H97ZM99 186H100V183H99ZM171 186H172V184H171ZM171 186L169 187V191H170V189L172 190V189H174V187H172L171 188ZM95 187V188H96ZM233 187V186H232ZM241 187V186H240ZM200 188H201V186H200ZM219 188V187H218ZM224 188V187H223ZM237 188V187H236ZM63 189V188H62ZM84 189H86V188H84ZM93 189V188H92ZM146 189V188H145ZM203 189V188H202ZM205 189V188H204ZM229 189V188H228ZM231 189V188H230ZM229 189V190H230ZM234 189V188H233ZM239 189V188H238ZM201 190V189H200ZM153 191H155V190H153ZM153 191H152V193H153ZM202 192H203V190H201ZM236 191V190H235ZM63 192V191H62ZM62 192H60V190H58V188H51L50 190H48L47 191V193L43 196V198L41 197V200L39 199L38 200V203H36L37 201H34V199H33V201L32 202H29L28 204H26L25 206L27 207V209L29 208V210L30 209H32V211H36L37 209L39 210V208H42L45 204H56L57 206L59 205L58 204V202H59V200L60 201H62L63 199H64V197H63V193ZM148 191H146V193H147ZM174 192V191H173ZM176 192H179L178 194L176 193ZM71 193H72V191H71ZM204 193V192H203ZM65 194V193H64ZM149 194H150V192H149ZM225 194V193H224ZM67 194H65V196H66ZM72 195V194H71ZM152 195V194H151ZM223 195V194H222ZM236 195V194H235ZM42 196V195H41ZM69 196H70V193H69ZM68 196V197H69ZM147 196V195H146ZM150 196V195H149ZM234 196V195H233ZM238 196V195H237ZM67 197V196H66ZM173 197V196H172ZM203 197V198H202ZM226 197V196H225ZM253 197H255V196H253ZM35 198H37V197H35ZM38 198H40V197H38ZM149 198V197H148ZM155 198V197H154ZM154 198H153V201H156V199L154 200ZM171 198V197H170ZM207 198V197H206ZM222 198H223V196H222ZM227 198V197H226ZM66 199V198H65ZM69 199V198H68ZM135 199V198H134ZM158 199V198H157ZM165 199V198H164ZM255 199V198H254ZM35 200H37V199H35ZM169 200V199H168ZM207 200V199H206ZM224 200V199H223ZM29 201V200H28ZM40 201V202H39ZM150 201V200H149ZM172 201H174V200H172ZM256 201V200H255ZM255 201L253 200L251 203L252 204H254L255 203ZM54 202H56V203H54ZM65 203H66V201H64ZM226 202V201H225ZM23 203H25V202H23ZM64 203V204H65ZM168 203V202H167ZM173 203V202H172ZM224 203V202H223ZM146 204V203H145ZM176 204V205H175ZM230 204H231V202H230ZM261 204V203H260ZM53 205V206H54ZM55 205V206H56ZM84 205V204H83ZM144 205V204H143ZM171 205V204H170ZM227 205V204H226ZM225 205V206H226ZM247 205V204H246ZM255 205H256V203H255ZM254 205V206H255ZM262 205H263V203H262ZM52 206V207H53ZM59 206H61V205H59ZM72 206V205H71ZM70 206V207H71ZM74 206V205H73ZM203 206V205H202ZM236 206V205H235ZM48 207V206H47ZM77 207V206H76ZM75 206L74 207H71L72 209H73V211H72V209H71V211L73 212V216H77V218L78 219H80V221H81V216L82 217H84V221H83V218H82V221L83 222H86V221H88L87 223H86V225L89 223L90 224V222H91V224L93 223V224H95L94 223V221L96 222V217H91V216H85L84 215V212H83V214H82V212H80L81 210H79L78 211V209L80 208H76ZM172 207V206H171ZM200 207V206H199ZM227 207H228V205H227ZM251 207V206H250ZM257 207V206H256ZM18 208V207H17ZM16 208V209H17ZM22 208V207H21ZM24 208V207H23ZM260 208V207H259ZM19 209V208H18ZM26 209V208H25ZM81 209V208H80ZM88 209V208H87ZM175 209V211H177ZM253 209V208H252ZM20 210V209H19ZM43 210V209H42ZM170 210V209H169ZM241 210V209H240ZM248 210H249V208H248ZM70 211V212H71ZM74 211H75V213H74ZM90 211V210H89ZM88 211V212H89ZM94 211V210H93ZM166 211V210H165ZM177 211V214H178V216L179 215H182V214H179V212ZM252 211V210H251ZM259 211V210H258ZM25 212V211H24ZM71 212V213H72ZM244 212V211H243ZM242 212V213H243ZM37 213V212H36ZM171 213H173V212H171ZM184 213H183V215H184ZM239 213V212H238ZM237 213V214H238ZM244 213H246V211L244 212ZM151 214V213H150ZM176 214V215H177ZM240 214V213H239ZM148 215V214H147ZM155 215V214H154ZM160 215V214H159ZM171 215V214H170ZM95 216V215H94ZM151 216H152V214H151ZM156 216V215H155ZM175 216V215H174ZM250 216V215H249ZM40 217V216H39ZM85 217L88 219H86V221H85ZM148 217H150V216H148ZM153 217V216H152ZM173 217V216H172ZM251 217V216H250ZM258 217V216H257ZM36 218V217H35ZM42 218V217H41ZM72 218V217H71ZM76 218V219H77ZM157 218V217H156ZM202 220H201V219ZM73 219L75 220V217H73ZM72 219V220H73ZM176 219V218H175ZM34 220V219H33ZM40 220V219H39ZM97 220H99V219H97ZM239 220H241V219H239ZM38 221V220H37ZM81 221V222H82ZM90 221V222H89ZM31 223V225L30 224H26V225H23V223H21L23 226H20L19 225V227L15 230V229H10L12 232H13V236L11 237H9V235H8V237H9V239L11 238V242L12 241H14L15 239L14 238H16V242L14 241V243L13 244H15L16 243V245H14V247H13V244L11 245V247L13 248V249H11V251H9V255H10V252L11 253H17V252H19V250L24 246V247H26V246H29V247H33V248H35L36 250H37V252H39L40 254L42 253V254H46V255H48L50 252L49 251H51L52 249L51 248H49V247H51L50 245H51V243L52 244H54L53 242L55 241V238H57V236L56 235H54L53 233H51L50 232V228L46 225V226H42L41 227V225L43 224V223H45L44 222V220H43V222H42V219H41V221H39V222H41V223H39V222H34L33 221V224H32V220L30 221ZM76 222L77 223H79L78 221H75V224H76ZM82 222V223H83ZM98 222V221H97ZM153 222V221H152ZM154 222H156V220H154ZM153 222V223H154ZM169 222V221H168ZM242 222V221H241ZM240 221H238L237 222V226L238 227H244V225L241 223ZM261 222V221H260ZM152 223V224H153ZM175 223V222H174ZM173 223V224H174ZM178 223V222H177ZM176 223V224H177ZM236 223V222H235ZM48 224V223H47ZM80 224V226H81V223H79ZM156 224V223H155ZM204 224V223H203ZM70 225V224H69ZM83 225V224H82ZM148 225H149V223H148ZM154 225V224H153ZM202 225V226H201ZM249 225V224H248ZM18 226V225H17ZM54 226V225H53ZM73 225L71 224L70 225V227H72ZM76 226H77V224H76ZM88 226V225H87ZM90 226V225H89ZM88 226V227H89ZM150 226H151V224H150ZM12 227V226H11ZM49 229H48V228ZM249 227V226H248ZM254 227V226H253ZM16 228V227H15ZM59 228V227H58ZM73 228V227H72ZM78 228V227H77ZM86 228V227H85ZM90 228H91V226H90ZM53 228H51V230H52ZM84 229V228H83ZM82 229V230H83ZM148 228H146V230H147ZM201 229V230H200ZM248 229V228H247ZM14 230V231H13ZM58 230V229H57ZM68 230H71V229H68ZM93 230V229H92ZM171 231L170 233H169V231ZM10 231V232H11ZM59 231V230H58ZM84 231H85V229H84ZM172 231H174L173 233H172ZM253 231H254V229H253ZM12 232H11V235H12ZM54 232V231H53ZM60 232V231H59ZM62 232H64V231H61V233ZM148 232V231H147ZM176 232V233H175ZM8 233V232H7ZM87 233V232H86ZM126 233V232H125ZM124 233V234H125ZM175 233V234H174ZM198 233V234H197ZM228 233V232H227ZM243 233V232H242ZM55 236L54 237V240H53V235ZM76 234H77V232H76ZM83 234V233H82ZM169 234H173L174 236H171V235H169ZM177 234V235H176ZM250 231H245L244 232V234L243 235H245L246 236V239H247V237H250L251 238V236H250ZM84 235V234H83ZM135 235H137V234H135ZM176 235V236H175ZM204 235V234H203ZM226 235V234H225ZM25 237V236H27L28 237V239H27V237L25 238V240H23L22 239V237ZM58 236H60V235H58ZM178 236V242H177V240H174L173 238L174 237H177ZM229 236V235H228ZM239 236V235H238ZM171 237V238H170ZM225 237H227V236H225ZM241 237H242V235H241ZM18 238V239H17ZM52 238V239H51ZM128 238H129V236H128ZM204 238V237H203ZM249 238V239H250ZM20 239H22V241H20ZM27 239V240H26ZM62 239V238H61ZM176 239V238H175ZM252 239V238H251ZM17 240H18V242L20 241V242H23V243H18L17 242ZM53 240V242H51ZM56 240H58V239H56ZM59 240H60V238H59ZM58 240V241H59ZM201 240V239H200ZM2 241H4V240H2ZM177 242V244H179L180 246H181V248L179 247V245H178V249H179V253L181 252L180 250H182V252H181V254H180V256L179 257H176V256H178L177 254H175V252L176 251H174L173 252V245H174V247L175 246H177V245H175L176 244V242ZM222 241V240H221ZM55 242H57V241H55ZM60 242V241H59ZM123 242V241H122ZM125 242V241H124ZM128 242V241H127ZM7 243H10V240H8L7 241ZM6 243V244H7ZM61 243V242H60ZM63 243V242H62ZM123 244V243H122ZM203 244V243H202ZM220 244V243H219ZM228 244V243H227ZM226 244V245H227ZM8 245V244H7ZM10 245V244H9ZM115 245V244H114ZM53 246V245H52ZM61 246V245H60ZM127 246H129V245H127ZM134 246V245H133ZM54 247H55V245H54ZM62 247V246H61ZM60 247V248H61ZM98 247V246H97ZM209 247V246H208ZM6 248H7V246H6ZM5 248V249H6ZM48 248H49V250H48ZM26 249V248H25ZM96 249V248H95ZM103 249H105V248H103ZM102 249V250H103ZM173 249V250H172ZM175 249H176V247H175ZM219 251H218V250ZM23 250V249H22ZM55 250H56V248H55ZM62 250V249H61ZM60 250V251H61ZM67 251V250H66ZM96 251V250H95ZM101 250H98V251H96L95 253L96 254H99V252H100ZM105 251V252H106ZM8 252V251H7ZM53 251H51V253H52ZM58 252V251H57ZM104 252V253H105ZM56 253V252H55ZM60 254H63L64 255V253H62V252H59ZM58 253V254H59ZM91 253V252H90ZM102 253V251L100 252V254ZM3 254V253H2ZM54 254V253H53ZM57 254V253H56ZM65 254H68V253H65ZM96 254H93L94 256L96 255ZM99 254V255H100ZM176 256H175V255ZM103 255V254H102ZM6 256V255H5ZM15 256V255H14ZM13 256V257H14ZM68 256V255H67ZM73 256V255H72ZM93 256V257H94ZM96 256H98V255H96ZM17 257V256H16ZM46 257V256H45ZM57 257V256H56ZM66 257V256H65ZM65 257L63 256V258L65 259ZM99 257V256H98ZM4 258V257H3ZM10 258V257H9ZM15 258V257H14ZM48 258V257H47ZM51 258V257H50ZM106 258V257H105ZM49 259V258H48ZM61 259V258H60ZM67 259V258H66ZM138 259H139V261H138ZM51 260V259H50ZM55 260H56V258H55ZM59 260V259H58ZM99 260V259H98ZM135 260H137L138 261V263H137V261H136V263H135ZM12 261V260H11ZM62 262L64 261V260H61ZM58 262L59 264L61 263L62 264V262ZM66 262H67V260H65ZM64 261V262H65ZM252 261V260H251ZM2 262H4V261H2ZM14 262V261H13ZM65 262V263H66ZM105 262V261H104ZM107 262V261H106ZM248 262V261H247ZM53 263V262H52ZM56 263V262H55ZM54 263V264H55ZM176 263V264H177ZM12 264V263H11ZM67 264V263H66ZM249 264V263H248Z\"/></svg>",
  "mask_w": 264,
  "mask_h": 264
}]
</instances>
